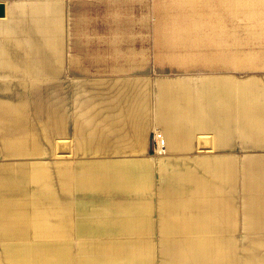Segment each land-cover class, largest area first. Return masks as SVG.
<instances>
[{
	"label": "rangeland",
	"instance_id": "1",
	"mask_svg": "<svg viewBox=\"0 0 264 264\" xmlns=\"http://www.w3.org/2000/svg\"><path fill=\"white\" fill-rule=\"evenodd\" d=\"M241 1L99 0L48 4L47 14L50 23L46 26L42 21L35 20L34 29L36 32L41 30L48 32L49 37L45 38L51 39L48 43L50 47H61L60 54H67L69 57L67 77H64L68 80L46 83L57 89L53 91L51 112H55L54 116H57V110L65 111L67 129L60 132L57 127L61 124L57 127L54 125V130L57 129V132L54 131L50 138L38 144L44 156L0 158L1 169L22 167V165L29 168L44 163L51 175L58 177L55 189L61 190L59 176L62 169L67 170L71 165L81 161L106 160L109 163L124 165L135 172L143 174L149 172L152 177L150 190L155 197H158L157 178L160 173L168 172L173 167L170 159L176 157L172 155L174 150L169 148L166 153H160L158 136H166L163 125L158 120L163 99L173 98L180 101L176 105V109L180 112L175 115L182 119L183 115L180 113L183 111L185 120L190 122L186 116H195L194 110L198 108L204 111L203 115L204 113L207 115V101L202 98L208 91L200 86L201 82L206 81L207 84L216 85L222 80L229 82L235 80L242 86L248 84L250 86L244 91L232 90L235 92L231 94L234 101L233 113L241 119L242 114L245 119L246 112L248 118L259 116L260 121L263 119L262 110L258 108L261 103L257 100L260 101V98L255 97L264 94L263 88L257 87L260 82L256 81L264 78V72L257 71L264 61L261 57V53H264V14L257 9H250L247 5L242 8ZM190 41L194 43L191 44ZM72 46L75 49H72ZM72 53L76 56L74 62L77 65L74 66H71ZM88 72L93 75L86 74ZM81 73L85 75L79 76ZM79 77H95V79L73 80ZM6 87L14 90L18 86H0V94ZM183 90L190 94L189 101L182 97ZM0 99L2 102L9 100L2 96ZM212 102L216 104L218 98L213 99ZM218 107L221 114L228 108L222 105ZM203 115L194 119L204 120L206 116ZM61 117L62 115L59 119ZM212 117H215L214 109ZM132 127L139 129V132L133 136L122 134V130ZM44 130L39 128L37 133L43 136ZM259 131L255 130L258 136L256 138L264 139V130ZM100 133L107 134V138H111L104 140L117 153L87 156L77 153L76 141L89 140L90 136L96 138ZM192 135H194L193 140L197 142L202 133ZM136 137L138 138L134 139ZM235 137L241 138L238 133ZM221 139L224 137H213L214 145L216 142L221 143ZM201 141V149L197 152L207 155L211 146L210 137L205 135ZM2 149L3 146L0 145V150ZM147 182L146 176H143L142 185L147 187ZM140 184L141 182L138 185ZM0 195V204L6 205L15 199L2 189ZM73 200L78 201V198ZM147 219L141 221L144 226L150 221ZM3 220L4 218L0 216V264H48L46 261L59 264L62 256L72 259L71 264H77L76 258L80 255L78 249H74L77 245L80 248L81 243L105 241L100 240L103 237L97 234H92L89 239H80L84 235L78 231V234L73 235L74 238H79V241L65 242L64 239L67 238L63 235L55 237L43 234L46 231L53 232L55 229L61 231L62 225L55 227L53 224L40 223L30 226ZM63 222L65 221H58L56 224ZM151 222L158 226L155 219ZM70 223L76 225L79 221L74 218ZM101 225L102 227L105 225L107 229L115 228L114 223L108 219L94 222L92 227L98 231ZM78 226L80 229V223ZM76 229L75 226L74 230ZM155 238L150 237V240L155 241ZM29 248L32 252L30 255L5 256L9 249L12 253H24ZM57 248L66 249L65 254L45 252H52Z\"/></svg>",
	"mask_w": 264,
	"mask_h": 264
},
{
	"label": "bare ground",
	"instance_id": "2",
	"mask_svg": "<svg viewBox=\"0 0 264 264\" xmlns=\"http://www.w3.org/2000/svg\"><path fill=\"white\" fill-rule=\"evenodd\" d=\"M174 2L176 3V1ZM176 7L174 8L176 9ZM164 12L166 13V11ZM164 20L167 21V19ZM98 41L97 39L96 42ZM200 84L201 87L208 91L205 97L202 98L204 101L205 99L207 101V115L205 113L203 115L204 111L198 108V110L196 109L197 111L194 110L195 116H186L188 120L190 119V122L185 120L183 111L180 113L183 115L182 119L175 115L180 112L176 109V105L180 101L173 98H166L164 94L166 99L162 100L163 104L159 108L158 120L166 127V136H158L160 153H166L168 148L175 152L185 151L187 149L193 150L195 148L201 149V140H203L205 135L209 136V133H202V136L197 142L193 140L194 135L188 133H194V131L208 132L210 127L208 124L209 111L212 112L213 109L217 123L220 120L225 125L224 128L228 127L230 130H234L233 132H217L216 135L219 136V134L225 133L233 135L238 133L242 139L258 141V136H256L257 132L255 130L248 131L250 127H254L257 124L256 117L248 118L246 112L245 119H243V114L241 119L232 110V103L234 101L231 98V94L232 92L235 93L232 90L238 89L244 91L246 90L245 88L250 86L249 84L242 86L235 80L232 82L222 80L216 85H213V83L207 84L206 81ZM50 85L46 83L20 84L15 85L18 87H15L14 90L6 87L3 93L0 94V97L9 99L5 102L0 101V145L3 146V149L0 150L1 159L44 156L42 150L38 148V144L42 140L48 139V137L50 138L54 131L57 132V129L60 132H64V129H67L65 128V111L62 112V109L61 112L57 110V116H54L55 112H51L53 108V91H57V89ZM209 94L210 96L208 97ZM181 95L184 99L190 100L188 98L190 95H188V92L183 90ZM215 98H218L216 104L212 102ZM220 101L222 103H219ZM211 103H213L212 107H210ZM219 105L227 106L228 112L225 109L226 111H223V114H221L219 112ZM199 111L201 114H199ZM60 115H62V119H59ZM202 115L206 116L204 120L199 119ZM194 117L199 118L195 120ZM211 123L213 124V121ZM59 124L61 125L57 127ZM193 124H195L196 129L192 130L186 126H192ZM54 125L57 127L55 130ZM39 128L45 129L43 134L44 138L37 133ZM217 128L220 131V126H217ZM261 141H264V139L261 138ZM76 142L79 145L76 148L77 153L81 156L111 155L112 153H117L115 149L109 147V143L104 139ZM205 162H200L199 167L194 170L175 168L170 169L168 172L164 171L160 173L157 178L158 197H155L154 193L150 190L152 187V177L149 175V172H146V174L135 172V170L128 169L124 165L109 163L106 160L81 161L76 165H71L67 170L62 169L59 176L61 190H58V188L55 189L58 177L56 175L52 176L44 163L29 168L23 167L24 165L22 167L14 166V168L9 167L5 169H1L0 167V190L2 189L5 193L7 192L15 197L12 202L10 201L6 205L0 204V216L4 218V222L13 221L17 224H27L30 226L39 225L40 223L54 225L58 221H69L75 218L81 224L80 232L84 235L83 238L89 239L92 234H97L103 237L100 240H105H94L89 241V243L84 242L85 244H80V248L77 245L78 247L76 246L74 248L76 250L78 249L80 253L76 258L77 264H157L158 259L159 264H234V250L217 249L215 246L216 239L210 238L214 234H189L190 230L194 231L193 228H203L204 222L201 223L203 226H200L198 223L190 225L186 219H183V216L189 212L202 215L204 212L212 214L214 211L212 205L213 189L211 167L210 163ZM143 176H146L148 181L147 187L142 185ZM139 182H141L140 185H138ZM104 196L105 198L103 199ZM74 198H78V201H74ZM111 199L113 201H110ZM155 201L158 202V208L155 207ZM156 213L169 218L171 217L169 221L162 222L160 229H162L163 234H159V236H153L159 227L149 219ZM145 218L150 220L149 222L147 221L146 226L141 222L146 220ZM105 219H108L115 225V228H109L111 233L105 225L102 227L103 224L100 226V230L97 229L98 231L92 227L94 222L99 220L105 221ZM43 234L55 235L56 233L46 231ZM150 237H157V239L155 238V241H153L150 240ZM65 250L63 248H57V250L52 252H45L49 254L53 252L56 254H65ZM31 253L30 248L24 253H12V250L9 249L8 254L5 256L8 257V255L16 254V257H24V254L30 255ZM60 259L59 264H71L73 262L72 259L66 256H62ZM46 262L53 264L49 261Z\"/></svg>",
	"mask_w": 264,
	"mask_h": 264
},
{
	"label": "crops",
	"instance_id": "3",
	"mask_svg": "<svg viewBox=\"0 0 264 264\" xmlns=\"http://www.w3.org/2000/svg\"><path fill=\"white\" fill-rule=\"evenodd\" d=\"M82 1L99 0H0V86L52 83L68 80L64 77H67L66 69H68L69 63L67 61L69 57L67 54H60L61 47H50L48 43L51 41L49 38H45L46 36L49 37V33L42 30L36 32L34 23L35 20L38 22L42 21L48 26L50 22L47 14V5L50 3L66 4V2L81 3ZM245 2L246 0L241 1L242 8L247 5L250 9H257L264 14V0H247V3ZM56 42H58V40H56ZM72 49H75V47L72 46ZM52 51L56 53L54 54ZM21 55H23V59ZM263 56L264 53H261V57L264 59ZM70 58L72 59L71 66L77 65V63L74 62L76 58L74 53L70 55ZM261 64L262 66H260L257 71L264 72V61ZM86 74L93 75L91 72ZM80 75H85V73H81L79 76ZM85 79H95V77H79L73 80L83 81ZM256 81L258 83L260 82L257 84V87L260 86L259 88H263L264 90V78ZM255 98H260V101H257L260 102L261 105H257L258 108L262 110L263 119L260 121L259 116H257V124L254 125V127H250L248 131L264 130V94L261 96L256 95ZM211 113L212 112L209 111L208 120L210 123L208 122V124L210 127L208 132H187L188 134L209 133L211 140V146L209 147L210 151L208 150L209 155L198 153L197 151H199V149L197 148L179 152L174 151L172 155L176 157L171 158L170 163H172L171 165L173 166L171 169L186 168L193 170L197 169L202 161L210 163L213 189L212 205L214 211L212 214L204 212L202 215L189 212L183 216V219H186L190 225L197 223L200 224V226L204 225L203 228H193L194 231L190 230L189 234H214L213 237L210 238L216 239L215 246L217 249L234 250V264H264V141H249L235 137L236 134L228 135L225 133L219 134V137H224V139H221V143L216 142V145H214V140H212V138L218 136L216 135L217 132H233L234 130H230L228 127L224 128L225 125H223L220 120H218L219 122L217 123L216 117L213 118ZM212 121L213 124L211 123ZM186 126L192 130L196 129L195 124ZM217 126H220V131L217 130ZM163 129L166 131L164 125ZM121 132L123 135L133 136L139 132V129L137 130L132 127V129L127 128V130H122ZM106 135L107 134L104 135L100 133L97 134L96 138L90 136L89 140L111 139L107 138ZM146 137H149V135H146ZM156 204H158V202L155 201V207L158 208ZM156 214L150 218L151 221L155 219L159 227V229L154 232L153 236L163 234L160 226L163 221H169L171 218L162 216L158 213ZM70 221L71 220L65 221L63 224L60 223L59 225L56 224L58 223L56 222L54 226L58 227L62 225V228L61 231L60 229L53 230L56 234L52 236L59 237L63 235L64 238H67L64 239L66 240L65 242L79 241V238H74L75 235H73L75 233L78 234V231L80 232L81 228L79 229V223L72 225ZM203 222L205 224L202 225L201 223ZM75 226L77 227L76 230H74ZM68 227L70 229H67Z\"/></svg>",
	"mask_w": 264,
	"mask_h": 264
}]
</instances>
